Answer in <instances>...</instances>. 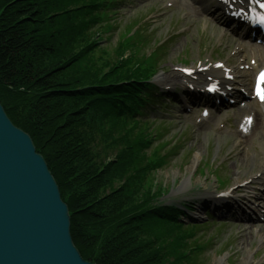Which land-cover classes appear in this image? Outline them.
Masks as SVG:
<instances>
[{
  "label": "trees",
  "instance_id": "trees-1",
  "mask_svg": "<svg viewBox=\"0 0 264 264\" xmlns=\"http://www.w3.org/2000/svg\"><path fill=\"white\" fill-rule=\"evenodd\" d=\"M123 1L0 0V105L45 161L83 260L185 264L194 228L150 182L170 155L148 119L163 96L147 83L156 62L131 67L128 42L112 61L98 46L95 28Z\"/></svg>",
  "mask_w": 264,
  "mask_h": 264
},
{
  "label": "rangeland",
  "instance_id": "rangeland-1",
  "mask_svg": "<svg viewBox=\"0 0 264 264\" xmlns=\"http://www.w3.org/2000/svg\"><path fill=\"white\" fill-rule=\"evenodd\" d=\"M119 12L115 18L116 29L106 33V40L101 43L105 53L107 52L106 55L103 54L104 58L115 60L120 46L123 47L128 42L131 47L136 42L139 32L135 33V30L138 26L127 33L123 29L134 19H139L143 25V33L153 40L150 48L157 43L164 42L166 45L161 57L162 64L158 63L159 55L155 58L158 68L163 67L157 82L160 90L164 92L169 89L168 93L179 97L178 103L165 101L169 109V115L166 116L172 125H169L162 140L165 147L169 148L178 140L176 138L171 141L173 135H181L180 146H176L182 151L168 159V165L150 175L151 186L156 191L172 189L169 195L160 200L167 204L196 202L195 207L219 206L216 201L220 199H213L214 194L218 193L215 177L208 167L210 164L213 168L220 167L217 175L228 181L224 191L236 182L247 181L256 172H262L264 167L260 164L264 160V106L260 107L252 100L246 102V111L239 108L237 103L229 107L214 106L209 117L202 119L199 110L204 103L190 102L184 92L189 84L197 85L201 91L207 75L198 74L194 80L184 77L177 69L184 66L192 68L195 64L198 68L206 63L220 61L233 70V88L237 91L243 80H247V85L251 83L254 67L264 65V49L233 36L228 26L218 22L220 17L214 12V0H203L200 3L195 0H127ZM150 48H146L147 53ZM145 58L146 56L138 60L131 56L128 63L131 67H142L141 63ZM252 59L256 66L249 64ZM181 60L187 61V64L181 63ZM106 62L105 60L103 63ZM245 65L248 70H240ZM229 92L235 94L233 90ZM244 115H252L255 121V126L247 136H242L237 130ZM196 155L199 158L198 166L185 185ZM204 163L200 172L199 167ZM260 167L262 170H259ZM231 196L238 202H233L230 198L224 200L230 204V208L241 206L245 209L247 205L252 208L260 201L264 203V183L252 181L244 189L233 190ZM218 212L215 213L219 214ZM245 212L249 213L250 210L245 209ZM203 213L201 211L192 222L204 224V230L195 239L202 243L209 239L208 243H205L206 248L198 255L189 254L185 264L192 258H195L194 264H264V221L243 222L241 220H245L246 215H234L230 210L232 215L229 216L228 213L225 218L205 225L208 221L202 223ZM237 213L246 214L240 213L239 209ZM193 243L191 242V246Z\"/></svg>",
  "mask_w": 264,
  "mask_h": 264
},
{
  "label": "water",
  "instance_id": "water-1",
  "mask_svg": "<svg viewBox=\"0 0 264 264\" xmlns=\"http://www.w3.org/2000/svg\"><path fill=\"white\" fill-rule=\"evenodd\" d=\"M69 227L45 161L0 105V264H93L79 255Z\"/></svg>",
  "mask_w": 264,
  "mask_h": 264
},
{
  "label": "snow or ice",
  "instance_id": "snow-or-ice-1",
  "mask_svg": "<svg viewBox=\"0 0 264 264\" xmlns=\"http://www.w3.org/2000/svg\"><path fill=\"white\" fill-rule=\"evenodd\" d=\"M260 6L262 8H264V4H261ZM260 22L264 23V17H260ZM260 83H264V73L260 74L259 81H258V84H257V92H256L257 96L261 99V101H264V89H261L259 87ZM248 119H249V122H250L251 118H248Z\"/></svg>",
  "mask_w": 264,
  "mask_h": 264
},
{
  "label": "bare ground",
  "instance_id": "bare-ground-1",
  "mask_svg": "<svg viewBox=\"0 0 264 264\" xmlns=\"http://www.w3.org/2000/svg\"><path fill=\"white\" fill-rule=\"evenodd\" d=\"M219 75H220V73H219ZM215 77H219V76L215 75ZM242 82H243V85H246V84H244V83L247 82V80H243ZM195 157H198V155H196ZM260 179H261V178H260ZM257 212L259 213V211H257ZM261 239H263V238H261Z\"/></svg>",
  "mask_w": 264,
  "mask_h": 264
}]
</instances>
